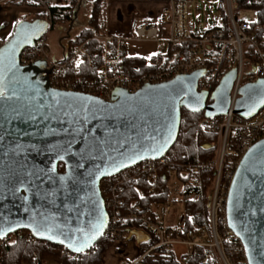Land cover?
<instances>
[{
    "label": "water",
    "instance_id": "95a60500",
    "mask_svg": "<svg viewBox=\"0 0 264 264\" xmlns=\"http://www.w3.org/2000/svg\"><path fill=\"white\" fill-rule=\"evenodd\" d=\"M47 28L42 21L21 22L0 46V239L27 231L82 254L104 237L108 224L100 182L164 157L177 139L181 108L208 119L226 115L235 73L210 97L196 92L199 71L134 94L116 90V101L108 103L51 89L48 71L20 65L22 50ZM239 95L233 113L250 119L264 106V81L243 86ZM226 221L247 263L264 264V139L236 167ZM132 237L137 244L147 240L143 231H130Z\"/></svg>",
    "mask_w": 264,
    "mask_h": 264
},
{
    "label": "built area",
    "instance_id": "2783aa9c",
    "mask_svg": "<svg viewBox=\"0 0 264 264\" xmlns=\"http://www.w3.org/2000/svg\"><path fill=\"white\" fill-rule=\"evenodd\" d=\"M34 1L49 18L50 9L64 3L63 0ZM142 1L164 5L154 23L137 27L133 34L135 40H152L159 44L157 53L146 60L148 71L140 72L135 67L138 71L134 74L127 72L124 66L128 58L125 40L106 34L98 38L101 47L97 62L90 58L86 43L73 45L64 50L62 57L55 58L49 50L51 25L32 47L22 50L19 63L27 67L41 61L43 69L48 71L51 89L85 94L108 103L116 101V90L134 94L145 86L170 82L178 76L199 71L202 76L196 82V92H206L210 97L224 77L234 72L227 114L213 119L203 118L199 122L201 133L216 137L217 147L212 160L182 163L166 155L159 160H145L103 179L99 189L108 216L104 237L109 245L129 246L128 233L124 231V225L129 222L136 225L132 230L143 231L147 235L146 241L133 244L137 250L135 255L124 251L116 264H163L162 260L171 253L182 264L193 260L195 264H248L240 240L227 227L226 203L239 161L253 144L264 139V106L250 119L233 113L240 98V89L259 80L264 81V25L252 26L256 23V14L237 9V2L251 6L258 0H216L218 15L213 24L203 30L189 25L188 0ZM247 14H253L254 19L241 18ZM211 170L214 181L208 196V219L203 226L187 227L180 220L182 212H176L170 197L164 203L155 201L148 205L141 201L128 203L121 197L126 185L140 179L147 185L150 197L159 193L160 182L166 183L170 192L172 180L182 184L181 193L184 185L178 175ZM186 197L194 199L192 193L182 196L183 200ZM18 235L21 231L0 239V264L3 263L5 249ZM34 241L30 234L24 238L27 245ZM93 248L82 254L65 250L62 256L71 264H80L82 255ZM39 264L58 263L41 261Z\"/></svg>",
    "mask_w": 264,
    "mask_h": 264
},
{
    "label": "trees",
    "instance_id": "16d2710c",
    "mask_svg": "<svg viewBox=\"0 0 264 264\" xmlns=\"http://www.w3.org/2000/svg\"><path fill=\"white\" fill-rule=\"evenodd\" d=\"M84 1L90 5L86 26L77 35L71 37L66 34L60 40H66V49L71 48L73 45L86 43L90 58L97 62L99 61L101 47L98 38L106 32L105 2L107 0ZM69 2L70 6L58 4L52 7L50 9V18L46 14L40 15L45 23H51V30H55L58 25L62 24H67L69 29L70 24L81 9V0H71ZM76 7L77 10L75 11ZM237 9L250 10L256 14V23L252 24V26L257 25L261 27L264 25V0H258L257 3L251 6L237 2ZM66 10L68 12H64ZM145 65L146 60L144 58L128 57L124 66L127 72L134 74L138 71L135 67L140 72L148 71ZM203 118L205 116L202 112L191 113L181 108L179 133L174 145L167 152L166 157L182 163H190L196 160L209 161L213 159L217 147V140L214 135L200 132L199 122ZM58 172H63L62 164L58 165ZM178 179L184 185L180 194L182 196L189 193L194 195V199H188L183 202V211L180 215V220L187 227L205 225L208 219L207 202L214 181V172L211 170L198 172L193 175H178ZM158 192L157 195L152 197L148 196L147 185L140 179L134 184L126 185L121 197L128 203L141 201L145 205L155 201L162 203L168 201L170 192L166 183H159ZM135 226L134 223H126L124 225V231L129 233ZM28 234L27 231H21V235H18L13 244L5 249L2 264H39L43 260L54 261L58 264H71L67 258L62 256V252L65 251L63 247L37 240L32 244H25L24 238ZM108 246L109 242L105 237H102L89 253L82 255L80 264H101L102 256ZM162 262L163 264H182L177 259V256L172 253L167 259H163ZM187 264H195V261L193 260Z\"/></svg>",
    "mask_w": 264,
    "mask_h": 264
},
{
    "label": "crops",
    "instance_id": "0c3cea01",
    "mask_svg": "<svg viewBox=\"0 0 264 264\" xmlns=\"http://www.w3.org/2000/svg\"><path fill=\"white\" fill-rule=\"evenodd\" d=\"M69 1L71 0H63V6H70ZM67 2H69V5L66 4ZM80 4L82 5L81 2ZM0 6H2L0 7V43H5L12 36L15 27L22 22L14 13H10V11H26L29 17L33 18L31 23L38 21L44 22L40 17V15L44 14V11L38 12L37 9L40 7L34 0H0ZM163 8V4H155L142 0H107L105 2V34L111 37H120L127 44L128 41L134 40V30L141 25L154 23L156 21L155 19L163 11ZM137 21H139L138 25H136ZM47 25L49 27L51 23H47ZM49 45H51V50L56 58L63 56L66 45L60 43L58 40L55 41V45L53 41H50ZM127 57L133 56L127 55ZM128 242V247L124 245L119 246L118 244L109 245L102 256L101 264H116L120 259V255L127 250L131 255H135L137 250L133 246L136 243L134 238L132 237Z\"/></svg>",
    "mask_w": 264,
    "mask_h": 264
},
{
    "label": "rangeland",
    "instance_id": "374dc122",
    "mask_svg": "<svg viewBox=\"0 0 264 264\" xmlns=\"http://www.w3.org/2000/svg\"><path fill=\"white\" fill-rule=\"evenodd\" d=\"M188 1H189V8H188L187 19L188 20L190 19L189 25L193 26L194 28H198L200 30L205 29L207 26L208 27L211 26L218 15V12L215 7L216 0H188ZM81 3H82L81 9L78 11L76 18L70 24L69 29H68L67 24H62L63 26L58 25V27H56L55 30H50L49 42L53 41L55 45V41L58 40L59 42H62V44L66 45V40L63 39L61 41L60 38H62L66 34L73 37L77 35V33L86 26L87 19L89 16V11H90V5H88L84 0H81ZM66 4L69 5V2H67ZM37 10L38 12L39 11L43 12L41 8H38ZM76 10H77V7L75 8V11ZM10 13H14L16 17L20 19V21L25 22V23H31L33 20L32 17H29V14L26 11L24 12L10 11ZM241 18L245 20H253L254 15L247 14V15L241 16ZM72 24H73V29H72ZM138 24H139V21H137L136 25ZM2 43H0V45ZM49 47H50L49 50H50L51 55L56 58V56H54L51 50V45H49ZM158 48H159V44L155 43L152 40L138 41L134 39L132 41H128L126 44V52L128 56L141 57L147 60L157 53ZM35 64L38 68H40V70L43 69L44 67L41 61H36ZM170 188L171 190H170L169 197L171 201H173L174 203L176 212L180 213L183 211V204H182L183 201L188 200V199L186 197L183 200L182 195L180 194L182 184H180L177 180H172L170 182ZM43 261L44 262L45 261L54 262L50 260H43Z\"/></svg>",
    "mask_w": 264,
    "mask_h": 264
},
{
    "label": "flooded vegetation",
    "instance_id": "af4514ba",
    "mask_svg": "<svg viewBox=\"0 0 264 264\" xmlns=\"http://www.w3.org/2000/svg\"><path fill=\"white\" fill-rule=\"evenodd\" d=\"M212 101L210 100V98L207 100V104H211Z\"/></svg>",
    "mask_w": 264,
    "mask_h": 264
},
{
    "label": "snow or ice",
    "instance_id": "6c2138e0",
    "mask_svg": "<svg viewBox=\"0 0 264 264\" xmlns=\"http://www.w3.org/2000/svg\"><path fill=\"white\" fill-rule=\"evenodd\" d=\"M0 95H2V92H0Z\"/></svg>",
    "mask_w": 264,
    "mask_h": 264
}]
</instances>
